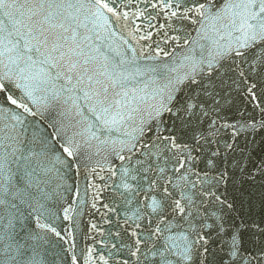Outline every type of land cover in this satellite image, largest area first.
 Segmentation results:
<instances>
[{
    "label": "snow or ice",
    "instance_id": "6c2138e0",
    "mask_svg": "<svg viewBox=\"0 0 264 264\" xmlns=\"http://www.w3.org/2000/svg\"><path fill=\"white\" fill-rule=\"evenodd\" d=\"M152 6L162 8L169 19L194 23L196 34L189 33L191 38L184 40L186 54L178 62L173 57L172 65H136L133 73L125 65L135 63L134 48L129 49L130 60L113 64L107 57L90 54L91 37L78 31L87 28L78 23L81 12L93 21L103 20L104 27L110 26L106 13L117 21H129L127 12L117 10L115 0H0V100L4 101L0 104V264H49L50 236L75 247L71 230L67 234L57 230L54 206L63 199L65 169L78 167L93 142L120 161L108 170L119 180L115 188L125 203L136 206L125 220L130 239L117 231L112 241V249L125 253L122 264H193L200 250L208 253L213 232L233 261L264 264V248L258 256H240L241 227L247 225H232L231 231L223 216L205 207L214 199L221 207L233 208L213 191L229 179L214 159L222 155L219 147L207 158L215 177L209 179L205 171L193 180L190 167L194 151L203 144H218L214 138L222 127L232 130V143L224 145L232 152L242 131L264 130V103L259 102L251 79L264 77V0H154ZM217 23L227 30L226 36ZM213 29L219 39H210ZM132 31L135 35L139 26ZM150 38V34L140 37ZM202 40L209 41L207 48ZM94 51L102 55L99 48ZM170 56L158 47L150 58ZM145 75L157 86L150 91L147 83L138 90L130 87V77ZM155 76L164 83L158 84ZM9 85L17 92L11 93ZM240 93L256 102L260 119L222 122L226 106ZM61 101H71L81 119L70 126L46 122L45 112ZM165 116L171 126L165 125ZM112 132L122 135L117 139L105 135ZM189 133L192 142H182L181 136ZM255 171L264 176V162ZM93 187L95 200L101 189ZM74 210L72 205L64 207L63 219L71 222ZM212 218L214 222H209ZM256 227L264 233V228ZM92 228L98 230L95 224ZM81 259L83 264H109L94 248L83 258L73 254L71 264H81Z\"/></svg>",
    "mask_w": 264,
    "mask_h": 264
},
{
    "label": "water",
    "instance_id": "95a60500",
    "mask_svg": "<svg viewBox=\"0 0 264 264\" xmlns=\"http://www.w3.org/2000/svg\"><path fill=\"white\" fill-rule=\"evenodd\" d=\"M154 0H115L116 8L120 13L127 12L129 21L123 19L117 21L110 13H106L109 18L110 26L104 27V21H93L86 12H81L78 15V23L86 24L87 28L81 27L78 31L91 37L87 43L90 45L88 51L90 54L98 56L99 59L107 57L108 60L115 64L122 58L130 60L132 53L129 49H135L136 59L134 64H126L125 67L129 72H135L136 65L147 67L159 64H173V57L181 60L186 54L187 46L183 44L186 38L190 39L189 33L192 36L196 34V25L187 20L169 19L164 10L160 7H153ZM217 3L220 0H216ZM134 19L135 23L131 21ZM151 25V27H149ZM139 26L140 31L133 35V28ZM217 28L226 36V29H223L220 23H217ZM114 33V35H113ZM150 34V39H140L141 36ZM179 37V40L173 41L171 37ZM210 39H219L215 33V29L209 32ZM167 40V42H165ZM225 41H221L224 43ZM207 48L209 41L202 40ZM163 48L171 54L170 57H162L159 59H151L155 56L157 48ZM99 48L102 55L96 53L94 49ZM200 50L197 49L196 55L199 58ZM143 53L144 55H141ZM207 53H205L206 55ZM175 66V65H173ZM154 79L158 84L164 83L160 76H155ZM256 84V95L259 97V102L264 103V77H251ZM130 87L137 90L145 87L148 84V90L157 85L151 84L149 76H141L131 78ZM11 93H16L17 90L9 85ZM188 89L184 90V95L188 94ZM2 95V94H0ZM43 95V93H38ZM73 96L76 94L73 93ZM81 105V111L85 116L88 115L87 109L84 108V101H78ZM4 101L0 100V104ZM256 102L250 100L246 93L234 94L232 103L226 106L222 114V122H247L255 116L260 119L261 113L255 106ZM11 109L12 106L8 105ZM241 116L243 119L241 120ZM46 122H62L65 125L75 123L81 117L75 115V109L72 107L71 101L67 104L61 103L55 105L54 108L45 112ZM31 119V118H29ZM92 118L89 117V120ZM165 125L171 126L172 121L164 118ZM79 127V126H78ZM203 131L207 132V126L204 125ZM130 130V129H129ZM51 131V129H49ZM111 139H117L122 134L112 132L105 134ZM232 130L230 128H221L220 133L214 139L217 143L211 145L203 144L202 149L193 152L194 159L191 161L192 169L191 178L196 179V173L203 174L208 172L209 179L216 176L214 169H208L207 158L211 151L217 147L222 152L220 157L214 158L218 161L221 170H226L229 173L227 183H222L213 191H216L221 198L226 197L233 204V208L229 209L227 205L221 207L213 199L212 202H206L205 207L215 211L218 216H223L227 221L231 231L235 229L232 225L242 226L247 225V228L241 227V251L240 256L248 259L252 255L258 256L260 250L264 248V233L260 232L256 226L264 228V176L259 171H255L262 162H264V130L256 134L241 132L235 145L236 151H227L224 149L225 143H232ZM247 137V138H246ZM182 142L191 143V133L181 136ZM253 140L255 141L253 143ZM58 148L59 145H56ZM107 157V159H106ZM176 163L175 160L172 161ZM110 164L119 165L120 161L103 150V146L93 142V147L86 148L82 156L79 166L73 165L71 170L65 169L66 180L62 181L65 187L61 189L63 199L55 206V211L59 216L56 220L58 231L67 234L69 230L72 232L74 248H69L63 241L58 240L54 236H50L51 244L48 245L46 259L49 264L55 260L56 264H71L72 255L77 257H86L90 248L96 249L97 254H103L109 260V264H122V257L125 253H117L112 249V241L115 239V233L119 231L127 240L130 237L125 235L127 225L125 220L128 219L135 211V204L129 206L125 203L120 191L115 188V184L119 183L117 178L112 177L108 170ZM239 164L241 167H237ZM96 171L93 172L92 169ZM241 168L244 171H241ZM248 173V174H245ZM249 174H254L255 179H251ZM101 176L104 179H101ZM93 185L101 190L98 198L94 200L95 190ZM77 192L79 198H77ZM203 199V197H202ZM75 202V203H74ZM97 204V208H93V203ZM72 205L75 209L71 215V222L63 219L64 207ZM104 205H108L107 208ZM111 209V210H110ZM143 211V209H142ZM212 218L209 222H214ZM143 223V221H137ZM132 223V220H129ZM95 224L98 230H93L92 225ZM112 233L113 235H109ZM208 253L205 255L202 250L198 255H194L193 264H239V261H233L227 251V246L223 241L217 240L216 233L209 237ZM83 264V259H81ZM252 264H256L253 260Z\"/></svg>",
    "mask_w": 264,
    "mask_h": 264
}]
</instances>
